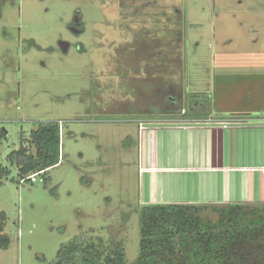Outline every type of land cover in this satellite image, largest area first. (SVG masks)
I'll list each match as a JSON object with an SVG mask.
<instances>
[{
  "label": "rangeland",
  "instance_id": "obj_1",
  "mask_svg": "<svg viewBox=\"0 0 264 264\" xmlns=\"http://www.w3.org/2000/svg\"><path fill=\"white\" fill-rule=\"evenodd\" d=\"M263 1L0 0V170L8 172L0 213L9 239L0 264H53L77 236L121 242L134 262L138 151L122 132L155 107L212 104L186 92L212 68L214 38L243 21L227 11ZM172 76L170 95L183 97L169 103ZM48 121L60 125L59 164L19 183L8 155L22 143L34 152L30 133ZM201 215L214 221L217 207Z\"/></svg>",
  "mask_w": 264,
  "mask_h": 264
},
{
  "label": "crops",
  "instance_id": "obj_2",
  "mask_svg": "<svg viewBox=\"0 0 264 264\" xmlns=\"http://www.w3.org/2000/svg\"><path fill=\"white\" fill-rule=\"evenodd\" d=\"M262 5L227 11L239 13L247 23L227 25L214 38L212 68L186 92L189 100L190 94L205 95L212 104L201 108L194 102L179 111L155 107L151 116L129 120L122 133L138 151L139 207L264 205V128L259 119L264 116V1ZM173 78L169 103L183 97L178 80L177 97L170 95ZM229 118L245 120L218 124Z\"/></svg>",
  "mask_w": 264,
  "mask_h": 264
},
{
  "label": "trees",
  "instance_id": "obj_3",
  "mask_svg": "<svg viewBox=\"0 0 264 264\" xmlns=\"http://www.w3.org/2000/svg\"><path fill=\"white\" fill-rule=\"evenodd\" d=\"M5 134L3 131L0 138ZM29 142L34 152L22 143L8 155L10 165L18 170L19 183L59 164V123L41 122L30 133ZM6 173L0 170V175ZM206 207H139L138 254L132 263L127 261L121 242L77 236L60 248L53 264H264V205L211 206L217 207L214 221L201 215ZM2 223L0 213V248L5 249L9 239L3 234Z\"/></svg>",
  "mask_w": 264,
  "mask_h": 264
},
{
  "label": "built area",
  "instance_id": "obj_4",
  "mask_svg": "<svg viewBox=\"0 0 264 264\" xmlns=\"http://www.w3.org/2000/svg\"><path fill=\"white\" fill-rule=\"evenodd\" d=\"M181 113H184V110L181 111ZM260 119V122H261V125L262 127L264 128V116L262 118H259ZM245 119H242V118H229V119H226V120H222L220 122H218L219 125H222V126H230V125H239L241 124V121H244ZM139 128L142 129L143 128V124L142 123H139ZM5 131L3 128L0 129V137H1V134L2 132ZM262 173L264 175V167L262 168ZM40 173H36V174H31V175H28L26 178H24V180H22L21 182H24V181H27V180H30V181H33L35 182L36 181V177L38 175H40ZM39 181H42L43 182V179L40 178Z\"/></svg>",
  "mask_w": 264,
  "mask_h": 264
},
{
  "label": "water",
  "instance_id": "obj_5",
  "mask_svg": "<svg viewBox=\"0 0 264 264\" xmlns=\"http://www.w3.org/2000/svg\"><path fill=\"white\" fill-rule=\"evenodd\" d=\"M62 46H64V50L66 49L65 47H66V44L65 43H62Z\"/></svg>",
  "mask_w": 264,
  "mask_h": 264
}]
</instances>
